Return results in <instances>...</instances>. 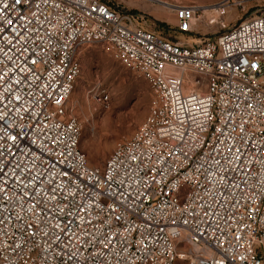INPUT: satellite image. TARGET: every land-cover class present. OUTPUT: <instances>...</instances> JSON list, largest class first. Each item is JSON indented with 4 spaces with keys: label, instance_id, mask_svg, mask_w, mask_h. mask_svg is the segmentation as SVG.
Instances as JSON below:
<instances>
[{
    "label": "built area",
    "instance_id": "2783aa9c",
    "mask_svg": "<svg viewBox=\"0 0 264 264\" xmlns=\"http://www.w3.org/2000/svg\"><path fill=\"white\" fill-rule=\"evenodd\" d=\"M161 4L179 34L201 20ZM135 21L104 0H0V264H264V14L196 46ZM91 47L150 91L103 168L69 105Z\"/></svg>",
    "mask_w": 264,
    "mask_h": 264
},
{
    "label": "rangeland",
    "instance_id": "374dc122",
    "mask_svg": "<svg viewBox=\"0 0 264 264\" xmlns=\"http://www.w3.org/2000/svg\"><path fill=\"white\" fill-rule=\"evenodd\" d=\"M134 14L135 23L173 41L191 46L211 40L237 22L256 13L264 14V0H229L224 14L215 11L225 0H158L194 4L201 10V20L189 34H179L173 13L151 0H104ZM240 4V5H238ZM214 20H216L214 22ZM80 74L69 99L73 115L81 123L79 149L90 166L103 168L117 143L128 139L143 122L150 91L137 73L125 69L99 48L84 49L79 58ZM200 78V77H198ZM104 91L109 98L101 104L97 94ZM183 264V263H180Z\"/></svg>",
    "mask_w": 264,
    "mask_h": 264
}]
</instances>
